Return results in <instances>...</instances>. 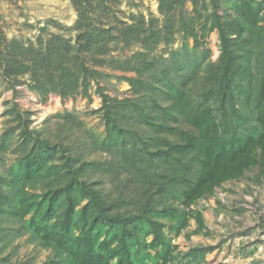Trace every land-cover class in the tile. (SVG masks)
<instances>
[{"label":"trees","instance_id":"16d2710c","mask_svg":"<svg viewBox=\"0 0 264 264\" xmlns=\"http://www.w3.org/2000/svg\"><path fill=\"white\" fill-rule=\"evenodd\" d=\"M186 1L193 4V14L179 10L176 31H181L185 38L193 39L196 44L200 35L213 30L219 34L220 55L206 65L208 74L205 77L200 74L204 70L203 59L197 58L192 66L182 70L174 65L160 69L159 62L151 55L160 39L169 41L174 27L167 24L158 28L156 18L147 23L143 14L132 15L131 22L118 28L105 26L98 16H94V0H73L78 15L68 28L70 32L74 31L73 36L65 38L53 34L46 42L39 39L38 44L6 42L4 37L0 38V71L13 87L21 83V78L27 77L30 88L43 96L50 93L61 98L78 94L88 96L90 82L98 85V78L104 74L97 67H109L119 60L114 56L112 60L106 59L110 44L121 43V50L138 46L131 56L119 60L121 64L117 67L121 71L119 79L129 83L135 97L118 99L109 96L103 87H97L111 138L109 147L121 153V160L127 167L139 168V171L147 169L152 175L166 177L161 163H171L174 177H181L186 182L183 204L189 210L215 187L228 180L240 179L253 166H264V67L257 92L252 98L247 97L255 117V131L242 137L228 135L224 129V109L229 106L227 100H231L235 76L241 75V63H250L257 43L263 44L258 60L264 66V0H232L233 14L228 19L219 13L226 0H201V6L199 0H158L160 12L167 16ZM206 5L211 6L209 12H203ZM235 47L245 53L239 56ZM129 72L132 74L127 75ZM184 77L191 86L186 84L179 89ZM173 78L176 81L172 83L179 90L173 108L180 112L190 128L166 125L180 140L174 142L163 137L164 148L152 150L140 126L149 123L155 130L164 127L165 123L161 120L163 113L154 111L159 105L155 98H151L153 107L144 106L145 94L151 91L157 96L158 84L163 79L171 82ZM171 115L175 120L174 114ZM18 118L25 120L22 113ZM65 121L69 122V130H78L81 125L72 113L67 114ZM24 131L29 136L35 134L37 142L21 160L17 171H0V219L4 217L1 214L6 213L13 219L26 221L44 246L53 247L64 255L62 263H54L144 264L149 260L151 264H165L172 259L177 245L170 246L166 241L165 224L149 213L157 211L148 204L149 201L138 213L110 212V204L85 175L87 163L72 154L67 136L58 146L41 131L29 130L28 122L24 123ZM193 156H196L197 167L192 171L188 159ZM57 160H61L63 166ZM179 167L184 171L181 176L176 172ZM55 174L67 181L60 185L47 182L48 188L39 198L34 196L32 199V194H27L28 187ZM159 186L164 188L163 184ZM74 187L81 197L87 198L79 209H76L79 201L70 192ZM29 213L32 215L25 219ZM156 213L181 217L177 233L188 225L190 218L195 219L199 229L205 225L200 211L190 215L188 211L169 206ZM150 235L152 238L148 242L145 238ZM149 249H154L155 253Z\"/></svg>","mask_w":264,"mask_h":264},{"label":"rangeland","instance_id":"374dc122","mask_svg":"<svg viewBox=\"0 0 264 264\" xmlns=\"http://www.w3.org/2000/svg\"><path fill=\"white\" fill-rule=\"evenodd\" d=\"M101 2L103 5H100ZM231 4L232 0H226L219 8V13L225 19L233 14ZM198 5L201 6V0ZM208 6L203 12L211 10V6ZM92 7L94 16H98L105 26L113 28L131 22V16L138 14H143L147 23L156 18L158 28L167 24L174 27L172 35L168 36L169 41L160 39L150 52L159 62L160 69L174 65L182 70L192 66L193 61L198 58L203 59L204 70L200 74L205 77L208 74L206 65L216 61L220 55L217 30L200 35L197 44L193 39L185 38L181 31H176L179 10L187 15L193 14V4L190 1L167 16L161 14L158 0H94ZM77 16L73 0H0V38L4 37L6 42L16 40L23 44H38L39 39L46 42L53 34L68 38L74 35V31L70 32L68 28L75 23ZM113 34L116 36L117 30ZM262 45L257 43L254 46L252 60L247 65L241 63V75L235 76L231 100H227L229 106L224 109V129L228 135L243 137L255 131V117L247 97L252 98L257 92L258 80L264 67L260 64L261 60H258ZM121 48V43H111L106 59L112 60V56L119 60L125 59L138 46L123 50ZM235 49L239 56L245 53L238 47ZM119 60L109 67H97L104 74L98 78V85L94 81L90 82L88 96L78 94L69 98H61L54 93L43 96L30 88L27 77L21 78V83L13 87L0 71V171H17L21 160L36 144V135L29 136L24 131V123L28 122L29 130L41 131L42 135L58 146L60 140L67 136V144L73 148L72 154H77L82 162L87 163L85 175L110 204V212L138 213L149 201L148 204L157 211L175 206L189 214L197 211L202 213L204 227L199 229L195 219L190 218L188 225L177 233L181 217L171 218L154 210L149 211L165 224L163 233L170 246L177 245L173 249L172 259L165 264H264V166H253L240 179L228 180L215 187L213 192L198 199L188 210L183 204L186 182L181 177H174V166L171 163H161L166 170V177L152 175L147 169L139 171V168L127 167L121 160V153L109 147L111 138L97 87H103L104 92L118 99L135 97L129 83L119 79ZM181 72L184 70L179 74ZM186 78L181 79L179 89L186 84L191 86ZM172 81H176V78L171 82L163 79L158 84L160 89L155 90L157 96L151 91H146L145 94L147 100L144 106L153 107L150 104L151 98H155L159 105L153 110L163 113L161 120L165 123L164 127H156L155 130L149 127V123L140 126V130L148 137L147 140L151 143L149 148L152 150L164 148L161 140L163 137L174 142L180 140L166 125L190 128L180 112L173 108L179 90ZM216 105L221 109L218 102ZM18 113H22L24 121L18 118ZM69 113L81 124L78 130H69V122L65 121ZM171 113L176 117L175 120ZM188 162L192 171L196 169V156L188 159ZM57 163L63 166L61 160H57ZM176 172L180 176L184 174L180 167ZM66 181L67 179H60L55 174L28 187L27 194H32V199L34 196L39 198L47 190V182L60 185ZM160 184H163V189H160ZM70 192L79 201L76 209L87 202V198L81 197L75 187ZM31 215L29 213L25 219ZM1 216L4 217L0 219V264H59L54 261L63 260L61 252L41 243L26 221L13 219L6 213ZM140 236L143 238L142 233ZM151 238L150 235L145 239L149 242ZM193 249L195 250L192 251ZM149 251L155 253L154 249ZM144 264L151 263L147 260Z\"/></svg>","mask_w":264,"mask_h":264}]
</instances>
